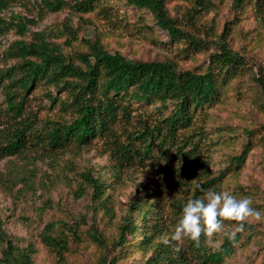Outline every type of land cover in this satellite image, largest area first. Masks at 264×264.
<instances>
[{"label":"trees","instance_id":"1","mask_svg":"<svg viewBox=\"0 0 264 264\" xmlns=\"http://www.w3.org/2000/svg\"><path fill=\"white\" fill-rule=\"evenodd\" d=\"M4 1L9 6L18 4L29 13L36 8L39 14L69 8L82 17L94 11H106L103 0ZM117 1L148 12L153 24L169 35L172 44L183 43L194 53L209 50L210 41L187 31L169 14L168 0ZM235 4L242 7L244 0H235ZM211 5L212 0H196L191 8L192 18ZM257 13L264 18V0H258ZM12 19L9 22L0 19L1 30L20 35L28 32L31 23L28 18L18 14ZM64 26V33L69 37L65 44L73 47L77 30L69 23ZM145 27L152 31L151 26ZM228 30L226 27L216 42V52L210 54L204 72L184 70L174 58L129 60L107 50L98 38L82 39L85 49L72 50L69 54L59 44L49 41L46 32L34 34L31 42H13L6 56L16 62L0 73V161L14 156L32 158L39 153L49 156L72 150L78 153L93 143L102 142L101 148L112 161L118 183L124 169L152 165L161 169L164 181L175 183L166 187L172 195L182 183L172 174L173 169L189 166V173H193L207 157L208 137L199 122L201 114L219 103L229 81L247 69L243 58L228 45ZM257 81L264 92V78ZM33 101L38 102V109L33 107ZM43 110L49 113L40 116ZM252 144L249 139L242 153L235 157L237 164L245 161ZM224 175L223 172L215 177L209 174L202 184L191 182L193 195L189 198L203 197L209 189L219 191ZM80 178L75 193L83 197L87 185L93 190V200L111 209L114 186L92 173L83 172ZM162 189L152 182L151 190L131 203L130 215L120 227V236L115 242L122 249L127 234L136 237L140 233L141 247L154 249L149 264H187L190 260L198 264H224L244 231L254 228L245 221L244 230L238 231L234 238L226 236L218 250L208 246L207 235L203 233L199 242L185 238L166 244L164 240H170V233L189 198L173 204L178 209L171 213ZM138 210L140 215L134 218ZM225 223L238 224L230 220ZM72 229L71 235L77 236V227L69 228ZM55 231V225L48 224L43 241L59 260H64L72 237ZM90 237L104 249L107 247L97 228H93ZM0 242L6 245L2 263L33 264L32 255L15 246L1 228ZM103 257V263L107 264V255ZM116 261L113 258L109 264Z\"/></svg>","mask_w":264,"mask_h":264},{"label":"rangeland","instance_id":"2","mask_svg":"<svg viewBox=\"0 0 264 264\" xmlns=\"http://www.w3.org/2000/svg\"><path fill=\"white\" fill-rule=\"evenodd\" d=\"M195 1L168 0L166 7L187 31L211 42L207 52L194 53L183 43L172 44L169 35L153 24L148 12L117 0H103L106 11H94L82 17L69 8L42 14L35 8L29 13L18 4L9 6L0 0V19L9 22L13 21V16L21 14L31 22L24 35L3 31L0 23V73L16 62L6 56L10 45L18 40L31 42L38 32L49 33L48 40L62 46L66 54L85 49L82 39L98 38L107 50L122 54L129 60L174 58L184 70L204 72L209 65L210 54L216 52V42L226 27L229 28L228 45L243 58L247 67L229 81L220 102L201 114L199 122L208 137L207 157L193 173H189V166L173 169L172 174L182 183L172 195L166 187L175 183L164 181L160 176L161 169L152 165L124 169L118 183L114 178L112 161L101 148L102 142L93 143L78 153L74 150L57 156L39 153L32 158L14 156L0 161V228L15 246L32 255L33 264H104V254L107 255V264L113 258L117 260L115 264H149L154 249L141 247L140 233L136 237L127 234L126 245L122 249L115 242L120 236V227L130 215L131 203L148 193L152 182L163 187L172 213L178 209L173 204L193 195L191 182L202 184L209 174L215 177L223 172L225 175L219 191H227L237 197L251 196V206L264 210V92L257 81L264 78V18L257 13L258 0H244L242 7L237 6L235 0H212L213 5L193 19L191 8ZM67 23L77 30L73 47L65 44L69 38L64 33ZM146 25L151 26L152 31H148ZM32 104L35 109L39 108L38 102L33 101ZM47 113L43 110L40 116ZM249 139L253 141L252 147L245 161L237 164L235 157L242 153ZM83 172L92 173L114 186L111 188V209L95 202L93 190L87 185L83 197L75 193L74 188ZM171 190L175 191V188ZM139 215L138 210L134 218ZM246 221L254 228L244 231L224 264H264V218L250 217ZM149 222L151 225L153 219ZM48 224L55 225L57 234L65 232L72 237L64 260H59L43 241ZM73 227L78 229L75 237L71 235L73 229L69 230ZM93 228L103 236L107 244L105 249L90 237ZM228 232L236 234L237 224L224 222L220 232L207 236L208 246L218 250ZM5 248L6 245L0 242V264H4L1 260ZM191 263L198 264L192 260L187 264Z\"/></svg>","mask_w":264,"mask_h":264},{"label":"clouds","instance_id":"3","mask_svg":"<svg viewBox=\"0 0 264 264\" xmlns=\"http://www.w3.org/2000/svg\"><path fill=\"white\" fill-rule=\"evenodd\" d=\"M251 205V196L237 197L227 191L209 189L203 197L189 198L184 203L181 215L170 233V240H164V243L179 242L185 238L199 242L202 233L211 236L220 232L226 220L238 222L237 231H243L248 218H264V210ZM226 235L231 239L235 232Z\"/></svg>","mask_w":264,"mask_h":264}]
</instances>
